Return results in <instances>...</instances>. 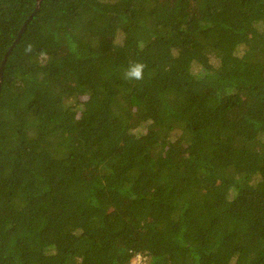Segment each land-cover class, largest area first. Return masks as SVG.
I'll return each instance as SVG.
<instances>
[{"label":"trees","instance_id":"obj_1","mask_svg":"<svg viewBox=\"0 0 264 264\" xmlns=\"http://www.w3.org/2000/svg\"><path fill=\"white\" fill-rule=\"evenodd\" d=\"M37 3L0 0V264H264V0Z\"/></svg>","mask_w":264,"mask_h":264},{"label":"clouds","instance_id":"obj_2","mask_svg":"<svg viewBox=\"0 0 264 264\" xmlns=\"http://www.w3.org/2000/svg\"><path fill=\"white\" fill-rule=\"evenodd\" d=\"M26 52L31 51V45H28L25 49ZM146 65L142 62H132L124 70L123 76L126 80H142L144 76V70Z\"/></svg>","mask_w":264,"mask_h":264},{"label":"water","instance_id":"obj_3","mask_svg":"<svg viewBox=\"0 0 264 264\" xmlns=\"http://www.w3.org/2000/svg\"><path fill=\"white\" fill-rule=\"evenodd\" d=\"M39 5H40V0H38V3H37L36 8H35V10H34V13L38 10ZM30 19H31V17L28 19V21H29ZM28 21L25 22V24L22 26V28H21V30H20V32H19V35H18V37H17V39H16L15 42L18 41V39L20 38L21 34L25 31ZM11 50H12V47H11V48L8 50V52L4 55V58H3V61H2V64H1V68H0V84H1V80H2V77H1L2 68H3L4 63H5V61H6L7 57H8V55L10 54Z\"/></svg>","mask_w":264,"mask_h":264},{"label":"rangeland","instance_id":"obj_4","mask_svg":"<svg viewBox=\"0 0 264 264\" xmlns=\"http://www.w3.org/2000/svg\"><path fill=\"white\" fill-rule=\"evenodd\" d=\"M67 77H68V78H67V79H68L67 82H69V81H70V80H69V77H70V76H67ZM130 264H144V263H143L141 257H136L135 260H133Z\"/></svg>","mask_w":264,"mask_h":264}]
</instances>
